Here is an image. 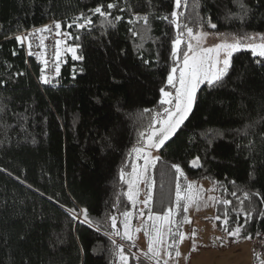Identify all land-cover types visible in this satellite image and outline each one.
<instances>
[{"label": "trees", "instance_id": "trees-1", "mask_svg": "<svg viewBox=\"0 0 264 264\" xmlns=\"http://www.w3.org/2000/svg\"><path fill=\"white\" fill-rule=\"evenodd\" d=\"M108 3L117 7L109 10ZM101 4L111 19H123L107 24L90 11ZM174 8V0H0V264L119 263L110 217L130 206L121 171L130 169L131 149L160 108V89L174 66L171 41L177 30L169 23ZM211 8L217 27L233 36L264 34L263 0H187V7L178 9L187 17L180 22L204 26ZM81 13L92 23L68 28ZM134 14L149 17L147 33L143 21L128 23ZM49 21H60L62 31L80 36L67 43L78 44L76 54L83 59L73 60L67 52L59 74L45 84L41 56L29 55L15 37ZM130 28L140 35L133 37ZM158 156L154 212L174 206L171 165L177 163L185 188L191 180L213 184L212 217L222 232L236 226L237 211L240 224L243 213L251 211L241 238L230 239L252 241L263 232L264 58L234 53L222 83L199 87L189 118ZM196 157L200 167L190 165ZM237 198L244 200L242 207ZM222 199L232 204L217 203ZM82 209L100 221L99 229L81 222ZM225 212L230 222L222 227ZM185 216L189 221L181 207L178 229L170 225L174 232H182ZM131 260L145 262L140 256Z\"/></svg>", "mask_w": 264, "mask_h": 264}, {"label": "snow or ice", "instance_id": "snow-or-ice-1", "mask_svg": "<svg viewBox=\"0 0 264 264\" xmlns=\"http://www.w3.org/2000/svg\"><path fill=\"white\" fill-rule=\"evenodd\" d=\"M175 8L171 12V19L169 20L168 16L163 17L165 20H169L174 28L177 30L175 38L171 41V57L173 58V65L171 70L167 75V85L171 86L174 89V92L166 91L165 88L160 89L161 99L159 103L163 105H169V107L163 108V112L157 111L155 116L152 117V120L149 122L147 128L144 131H140L138 133L137 145L133 146L131 152L137 153L138 158H142L144 161L143 170L141 172H136L135 166H133V172L136 173V180H139L140 177L145 179V182H148V178L145 176L149 167H155L157 161H159L160 157L151 155V149L160 150L162 147L166 146V142H168L172 136H174L177 131L181 128V126L185 123V121L189 118L190 113L193 110V105L196 101L197 89H199L201 84H206L209 88H213L222 83L223 78L228 74L229 69L231 68V61L233 54L239 52L241 50H248L251 52L253 57L264 58V42L255 43L254 36L244 34L233 37V42H227V40L216 43L211 47H203L201 40L203 37H207L209 33L201 32L194 34L193 28L188 25V23H181L180 18L185 17V13L183 11H178L181 7H187V0H174ZM116 3H108L107 8L109 10L116 8ZM243 7V5H241ZM94 15L99 14V16L109 25H114L115 22H119L123 19L122 16H115L114 19H111V12L104 11L103 5H99L95 7V9L90 10ZM121 12L125 11L124 8L120 9ZM187 19V17H185ZM83 20V23L79 21ZM140 21H143V31L147 33L149 31V17L147 15H138L134 14L129 20V24H137ZM55 26V34L57 36L65 37L66 39L61 40L57 39L55 41L56 44V52L55 57L58 61L61 55L60 45L64 44L65 52L72 53V59H83L82 56H78L76 54V50L79 47L78 44L69 45L67 43L68 39L79 40L80 36H72L70 32L61 31V22L53 21ZM92 23L90 17L84 16L81 13L79 16L73 18L72 23L68 24V28H72L75 26L77 29H84L88 27ZM209 27L216 28V24H212L209 21ZM52 28L49 26H44L43 28L36 29V33L42 32H52ZM129 31L132 33L133 37L140 35L136 29L130 28ZM185 33L187 34L188 39H185ZM35 33H28L24 36H16L15 39L18 43H22L24 40H28L30 36ZM223 35V34H221ZM262 41H264V36L260 37ZM195 41V43H193ZM43 44V39L41 40ZM182 43H186V48L181 47ZM143 45H137V48H142ZM29 48H31V44H29ZM31 51L29 55H31ZM149 61L144 60V63L147 64ZM260 62V61H258ZM48 62L45 61V64ZM182 64V66H181ZM56 73L59 74V64H56ZM178 73V75H177ZM42 83H50L51 80L45 76V69H41L40 76ZM147 113H150L151 110L145 109ZM155 125H159L156 127ZM131 152L129 153L131 155ZM192 167H200L199 157H196L190 162ZM173 169H175L176 173V185H175V202L173 207H168L166 211L163 212V215L157 214L150 207L152 202L151 190L149 187V192L146 199L143 201V205L145 209H148L149 216L148 219L153 221L152 228L154 230V235H152L148 241V253H151L152 258H157V264H159V249L154 247L155 243L163 242L162 238L167 235L172 238L173 243L168 244V247L171 248L175 244V237H179V240L182 241L186 238L185 233L180 231H173V227H168L167 232H163L161 227H157V222H163L164 225L176 226L178 229L179 221L176 220V215L178 214L179 209L182 207L183 211L187 213L189 209V205L191 203H195L197 210H199L200 199L201 196L199 191L195 196L191 195V190L193 189L194 182L188 183L187 188H185L181 184V177H185V174L181 168V166L177 163H173L171 165ZM120 179L124 180L123 170L121 171ZM186 179V177H185ZM136 181L129 182V188L132 189L133 184ZM217 184L219 182H216ZM234 183V182H233ZM214 190V189H213ZM227 191V189H225ZM135 193L129 191L128 199L135 205L136 201L134 199ZM254 195H259L255 193ZM231 196L237 197V193L235 191L231 192ZM209 199H214L213 197H209ZM239 200V198H237ZM250 194L248 192H244V200H249ZM244 200H239L241 207L243 206ZM183 201V203H182ZM217 203H222L224 206H229L232 204V200L230 199H222L218 200ZM70 213H75V209L69 210ZM233 211H237L233 209ZM84 220L82 223H88L90 226L95 224L97 229L100 227V221H93L88 216L87 209L81 210ZM245 222L244 224L239 223V211H237V222L236 226L232 229L225 228V231L229 236L236 237L237 239L241 238V231L245 227V225L249 222L251 217V211H245ZM124 219L120 221V224L124 229V237L128 240L132 239L130 234V224H129V216L131 213L125 211L123 214ZM139 215L143 216L144 211L140 210ZM264 216V213H261ZM74 219H78V214L73 215ZM111 219V227L115 230L117 228V217L112 215ZM185 222L188 221V218L185 216ZM217 220L221 219L219 215L216 217ZM229 219L227 216V212H225V217L223 220L222 227L224 225L229 224ZM139 231V229H137ZM116 235H119V231L115 232ZM195 233L193 232V235ZM109 237L111 234H108ZM145 235L149 236L148 231H145ZM246 239H250L251 235L248 237H244ZM112 244L118 249V256L120 264H128V257L125 255L122 246L116 245V242L113 240ZM195 247V245H193ZM179 255V252L176 253ZM166 264V262H165Z\"/></svg>", "mask_w": 264, "mask_h": 264}, {"label": "rangeland", "instance_id": "rangeland-1", "mask_svg": "<svg viewBox=\"0 0 264 264\" xmlns=\"http://www.w3.org/2000/svg\"><path fill=\"white\" fill-rule=\"evenodd\" d=\"M214 13V9L211 8L210 13L207 14L205 19L204 26L193 28L194 34L201 32L209 33L207 37H203L201 40L203 47H211L214 44L221 43L225 40H227V42H233V37H235L231 33L225 32L223 29H219L217 25L214 29L209 27V21L212 24H216ZM252 36H254L253 42H264L260 38L261 36H264V34H253ZM185 39H188L186 33ZM193 43H195V41H193ZM182 45L185 50H187L186 43H182L181 47ZM60 48L61 59L57 61L59 66L62 63L61 61L63 60V56L67 54L62 46ZM54 71L56 73V66ZM165 84L166 86L164 88L166 91L174 92V89L167 85V77ZM202 85L204 84H201L200 86ZM165 107H169V105H161L160 108L155 112L159 111L162 113L163 108ZM155 126L158 127L159 125ZM150 151L153 157L158 156L159 154V150L151 149ZM143 165V159L138 158L137 153L132 152V163L130 169L124 174V181L126 184L127 199L129 191H132L135 193L134 199L136 203L133 205V203L128 199L130 203L129 208L118 214H115L117 217V228L115 230L112 228L113 236H117L114 238L118 241L119 246H122L125 255L128 257V264H139L138 261L133 262L131 260V258L137 259L139 256L142 257V259L146 262L139 261L140 263L157 264V258H152L151 253H148V241L150 237L154 235V230L152 228L153 221L148 219V209H145L143 205V201L148 195L149 187L151 192L153 189V167H149L147 173H145V176L148 178L147 183L143 177H140L139 180H136V173L133 172V166H135L136 172L138 173L143 170ZM130 181H136L133 184L132 189L129 188ZM191 182H194V184L190 194L195 196L199 191L201 196L199 210H197L195 203H191L189 205L188 213L190 222H187L182 229V232L185 233L186 238L182 241H180L178 238L174 248L168 247V244L170 243L169 236L167 235L162 238L163 242L154 244V247L160 251V256L158 258L159 264H165V262L166 264H260L264 262V259L256 260V258L253 256L251 252V241H236L230 239L228 234L218 229V225L214 222L212 217V207L213 203L215 202L213 184L205 179L198 181L191 180L190 183ZM209 197H213L214 199L210 200ZM140 210L144 211L143 216L139 215ZM125 211L131 213L128 218L130 224V234L132 236L131 240H128L126 237H124V229L120 224V221L124 219L122 214ZM155 213L163 215V213ZM79 217L81 218L83 215L80 213ZM157 227H161V230L166 233L170 225H164L161 221L157 222ZM137 229H139V231H137ZM116 231H119L120 234L116 235ZM145 231H148L149 236L145 235ZM193 232L195 233L194 235ZM193 245H195V247H193ZM177 252H179L178 256L176 255ZM118 264H120V261Z\"/></svg>", "mask_w": 264, "mask_h": 264}, {"label": "built area", "instance_id": "built-area-1", "mask_svg": "<svg viewBox=\"0 0 264 264\" xmlns=\"http://www.w3.org/2000/svg\"><path fill=\"white\" fill-rule=\"evenodd\" d=\"M49 26L52 28V32H42V33H36V29L43 28L44 26ZM55 26L53 21H49L47 23H44L42 25L33 27L27 31H24V33L27 35L28 33H35L34 35L30 36L28 40H24L23 43L26 45L27 50L31 51V53H38L42 58V64L43 69H45V76H47L50 80L57 74L54 71V68L56 66L55 62V52H56V44L55 41L57 39L64 40L65 37L57 36L55 34ZM62 31V30H61ZM24 36V35H19ZM43 39V44L41 43V40ZM29 44H31V48H29ZM45 61L48 63L45 64ZM251 252L253 256L258 259H264V231L257 233L254 238L251 241ZM260 264H263L260 263Z\"/></svg>", "mask_w": 264, "mask_h": 264}]
</instances>
